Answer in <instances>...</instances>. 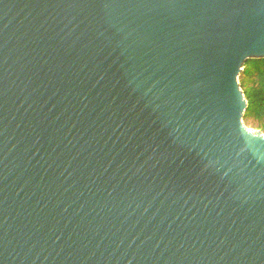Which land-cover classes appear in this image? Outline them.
Segmentation results:
<instances>
[{
  "label": "water",
  "instance_id": "95a60500",
  "mask_svg": "<svg viewBox=\"0 0 264 264\" xmlns=\"http://www.w3.org/2000/svg\"><path fill=\"white\" fill-rule=\"evenodd\" d=\"M252 58L264 0H0V264H264Z\"/></svg>",
  "mask_w": 264,
  "mask_h": 264
},
{
  "label": "trees",
  "instance_id": "16d2710c",
  "mask_svg": "<svg viewBox=\"0 0 264 264\" xmlns=\"http://www.w3.org/2000/svg\"><path fill=\"white\" fill-rule=\"evenodd\" d=\"M239 81L247 100L244 122L264 132V58L246 60Z\"/></svg>",
  "mask_w": 264,
  "mask_h": 264
},
{
  "label": "rangeland",
  "instance_id": "374dc122",
  "mask_svg": "<svg viewBox=\"0 0 264 264\" xmlns=\"http://www.w3.org/2000/svg\"><path fill=\"white\" fill-rule=\"evenodd\" d=\"M247 127H249L250 129L253 130H258V128H256V126L254 125V121L249 122L248 124H246Z\"/></svg>",
  "mask_w": 264,
  "mask_h": 264
}]
</instances>
